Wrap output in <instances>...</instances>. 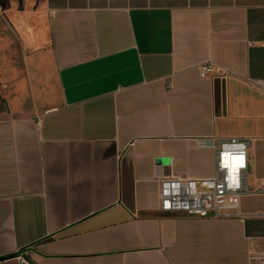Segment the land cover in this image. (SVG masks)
<instances>
[{
    "label": "crops",
    "instance_id": "0c3cea01",
    "mask_svg": "<svg viewBox=\"0 0 264 264\" xmlns=\"http://www.w3.org/2000/svg\"><path fill=\"white\" fill-rule=\"evenodd\" d=\"M0 19V264H254L263 195L196 218L161 212L160 183L213 177L205 141L237 138L264 187V0H0Z\"/></svg>",
    "mask_w": 264,
    "mask_h": 264
},
{
    "label": "built area",
    "instance_id": "2783aa9c",
    "mask_svg": "<svg viewBox=\"0 0 264 264\" xmlns=\"http://www.w3.org/2000/svg\"><path fill=\"white\" fill-rule=\"evenodd\" d=\"M199 74L202 79L220 78L213 63L202 65ZM228 74L226 72L221 78H226ZM255 84L264 90V80ZM205 145L215 151L214 176L208 179L173 177L161 181V212L182 213L196 218L245 219L240 211L241 199L247 195L264 196V187L254 192L248 189L251 142L237 138L223 141L208 139ZM261 217L264 219V214ZM252 260L254 264H264V253H253Z\"/></svg>",
    "mask_w": 264,
    "mask_h": 264
},
{
    "label": "rangeland",
    "instance_id": "374dc122",
    "mask_svg": "<svg viewBox=\"0 0 264 264\" xmlns=\"http://www.w3.org/2000/svg\"><path fill=\"white\" fill-rule=\"evenodd\" d=\"M3 24V20L0 19V24ZM3 35H7L6 40L7 46L10 48V55H12L13 63L20 62V56H24V51L22 46H20V42L13 36L11 29L9 28ZM12 47V49H11ZM6 88H3L0 83V109L5 107V100H4V91ZM259 253V252H257Z\"/></svg>",
    "mask_w": 264,
    "mask_h": 264
},
{
    "label": "water",
    "instance_id": "95a60500",
    "mask_svg": "<svg viewBox=\"0 0 264 264\" xmlns=\"http://www.w3.org/2000/svg\"><path fill=\"white\" fill-rule=\"evenodd\" d=\"M19 256H21V253L17 254V255L14 256V257H19ZM10 258H13V257H4V258H0V262H1V261H4V260H6V259H10Z\"/></svg>",
    "mask_w": 264,
    "mask_h": 264
}]
</instances>
